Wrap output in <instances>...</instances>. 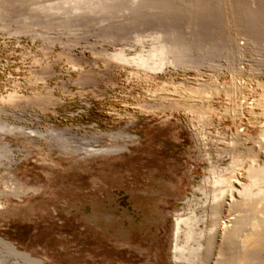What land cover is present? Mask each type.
<instances>
[{
  "label": "rangeland",
  "instance_id": "374dc122",
  "mask_svg": "<svg viewBox=\"0 0 264 264\" xmlns=\"http://www.w3.org/2000/svg\"><path fill=\"white\" fill-rule=\"evenodd\" d=\"M0 264H264V0H0Z\"/></svg>",
  "mask_w": 264,
  "mask_h": 264
}]
</instances>
